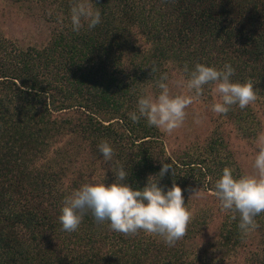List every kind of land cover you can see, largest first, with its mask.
Returning a JSON list of instances; mask_svg holds the SVG:
<instances>
[{
	"label": "trees",
	"instance_id": "obj_1",
	"mask_svg": "<svg viewBox=\"0 0 264 264\" xmlns=\"http://www.w3.org/2000/svg\"><path fill=\"white\" fill-rule=\"evenodd\" d=\"M11 1L36 6L50 36L25 46L0 32V264H264V212L245 233L214 194L222 169L233 168L217 140L205 153H169L159 129L128 117L169 63L183 72L230 63L232 79L264 97V0H89L101 22L78 33L69 23L77 0ZM226 115L245 137L257 133L250 105ZM102 140L134 187L159 172L160 159L173 164L159 184L166 190L175 179L192 214L174 246L143 231L114 232L90 212L76 231L62 230L66 195L93 177L115 180ZM204 193L216 201L195 204Z\"/></svg>",
	"mask_w": 264,
	"mask_h": 264
},
{
	"label": "clouds",
	"instance_id": "obj_2",
	"mask_svg": "<svg viewBox=\"0 0 264 264\" xmlns=\"http://www.w3.org/2000/svg\"><path fill=\"white\" fill-rule=\"evenodd\" d=\"M100 22L101 12L94 9L89 0H77L70 8L69 23L73 32L93 29ZM152 71H155L154 67ZM184 72L188 73L187 79L181 78L174 83L186 92L172 94L169 76L162 73L156 82L159 93L154 96L147 89H142L137 96L135 110L128 113L129 119L135 123L143 118L148 126L171 134L183 125L186 109L209 84L214 85L212 90L219 97L216 99L214 96L211 104V112L217 115L228 113L233 105L245 109L257 99L252 82L232 79L235 69L230 63L217 68L198 62L191 70L185 65ZM256 143L257 152L252 164L254 172L236 175L233 168L225 166L213 186L221 210L234 213L230 217L232 220L237 218L235 214L238 213V228L245 233L255 227L254 218L264 212V134H258ZM97 148L105 163L111 161L112 165H116L112 167L115 180L108 184L93 177L90 182L66 195L58 216L62 230L69 233L76 231L85 214L90 212L97 224L107 222L114 232L129 235L143 231L159 237L168 247L174 246L184 237L192 214L175 179L166 190L159 184L166 173L174 175L173 164L160 159L158 179H151L157 174L151 175L143 187H134L127 182L129 171L113 160V146L102 140Z\"/></svg>",
	"mask_w": 264,
	"mask_h": 264
},
{
	"label": "rangeland",
	"instance_id": "obj_3",
	"mask_svg": "<svg viewBox=\"0 0 264 264\" xmlns=\"http://www.w3.org/2000/svg\"><path fill=\"white\" fill-rule=\"evenodd\" d=\"M31 6L21 5L11 0H0V32L21 45H43L49 39L50 26L37 7ZM167 67L171 93L186 92V89L179 88L174 83L181 78L187 79L184 72L172 63H169ZM213 87L214 85L203 87L202 95L186 109L187 116L180 128L171 134L163 133L167 151L175 154L186 151L193 154L205 153L209 150L211 140L216 139L217 150H221V154L231 160L233 168H238L242 174H251L254 172L252 164L257 152V136L264 134V97L257 95V99L250 105L255 113V125L252 127H255L257 133L245 137L239 130L235 117L211 112L214 96L219 99L213 92ZM149 91L154 96L159 93L157 87ZM196 120L200 122L196 123ZM214 199V196L208 197L205 193L194 195L195 204L197 202L200 205H211ZM214 232L213 227L209 234Z\"/></svg>",
	"mask_w": 264,
	"mask_h": 264
}]
</instances>
